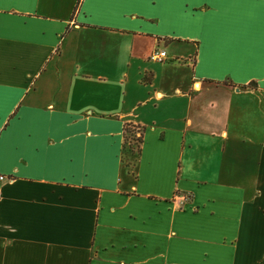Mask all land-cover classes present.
<instances>
[{
    "label": "crops",
    "instance_id": "obj_1",
    "mask_svg": "<svg viewBox=\"0 0 264 264\" xmlns=\"http://www.w3.org/2000/svg\"><path fill=\"white\" fill-rule=\"evenodd\" d=\"M0 176V264H264V0H0Z\"/></svg>",
    "mask_w": 264,
    "mask_h": 264
},
{
    "label": "trees",
    "instance_id": "obj_2",
    "mask_svg": "<svg viewBox=\"0 0 264 264\" xmlns=\"http://www.w3.org/2000/svg\"><path fill=\"white\" fill-rule=\"evenodd\" d=\"M137 135H139L138 138H136ZM125 137H126V143L130 139V137H132V140L138 141L140 143V146L138 147V152H140V147L143 143V132L141 131V129L135 126L128 125L125 129Z\"/></svg>",
    "mask_w": 264,
    "mask_h": 264
},
{
    "label": "built area",
    "instance_id": "obj_3",
    "mask_svg": "<svg viewBox=\"0 0 264 264\" xmlns=\"http://www.w3.org/2000/svg\"><path fill=\"white\" fill-rule=\"evenodd\" d=\"M150 59L152 61H155V62L163 63V62H165L168 59V55H167V53L164 50L158 49L151 55ZM0 180L1 181L5 180L4 176H0ZM0 197H1V195H0ZM187 200H188L187 197H183L182 201L184 202V201H187Z\"/></svg>",
    "mask_w": 264,
    "mask_h": 264
},
{
    "label": "rangeland",
    "instance_id": "obj_4",
    "mask_svg": "<svg viewBox=\"0 0 264 264\" xmlns=\"http://www.w3.org/2000/svg\"><path fill=\"white\" fill-rule=\"evenodd\" d=\"M138 137H139V135H137L136 138H138ZM127 145H128V147H127L128 149L131 148V149L135 150L136 152H138V147L140 146V143L138 141L132 140V137H130V139L127 142Z\"/></svg>",
    "mask_w": 264,
    "mask_h": 264
}]
</instances>
